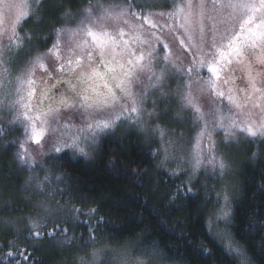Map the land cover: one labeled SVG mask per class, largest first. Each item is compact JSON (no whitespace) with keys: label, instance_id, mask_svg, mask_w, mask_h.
<instances>
[{"label":"trees","instance_id":"obj_1","mask_svg":"<svg viewBox=\"0 0 264 264\" xmlns=\"http://www.w3.org/2000/svg\"><path fill=\"white\" fill-rule=\"evenodd\" d=\"M87 4L89 0H59L49 11L47 3L41 14L49 23L33 31L31 60L51 46L53 27L65 24L67 10L78 11ZM37 35L49 37V42L41 43ZM247 37L248 33L242 47ZM0 126L4 129L0 136V264H83L98 248L128 244L137 245L140 252H152L158 246L168 264H239L207 223L223 185L204 184L206 169L194 180L184 173L170 177L161 172L156 179L150 177L157 161L156 137L135 126L124 131L119 123L113 134L100 137L87 158L51 153L29 167L18 159L19 155L29 159L21 127L16 124L12 131L5 124ZM182 182L192 193L183 194L188 189ZM236 185L232 235L254 264H264V139L259 146L249 147L239 163ZM178 187L183 193L174 200ZM42 203L50 210V218ZM92 209L95 212L90 216ZM92 216L107 221L100 225L105 242L85 246L88 228L96 224ZM61 218H71L70 223L59 225L67 233L48 237L53 221ZM36 232L43 238H32Z\"/></svg>","mask_w":264,"mask_h":264},{"label":"snow or ice","instance_id":"obj_2","mask_svg":"<svg viewBox=\"0 0 264 264\" xmlns=\"http://www.w3.org/2000/svg\"><path fill=\"white\" fill-rule=\"evenodd\" d=\"M9 11L13 4L8 2ZM39 3V0H37ZM212 8H217V0H211ZM22 7H27L25 3ZM150 6L139 4L136 0H127L126 5L114 4L109 7H104L98 0L95 5L92 0H89V6L82 11L81 19L78 21L75 28L53 27L50 34L52 38L51 46L47 51L39 52L33 60L32 67L26 70V78L21 80L16 77L18 85L15 93L10 91L7 85L11 81L0 79V110L7 109L8 111H15V120L21 121L25 124L24 133L41 149L45 144L51 143L52 149L55 153L64 152L65 156L75 157L81 156L87 158L91 151L99 145L100 137L113 134L120 121H126L130 124H135L141 113H144L149 118L157 116L156 100H151L153 111L148 112L143 107L147 102L148 92L142 91L139 94L132 91L134 82L138 79V74L149 69V66L156 61H164V68L176 69L183 78V102L184 106L193 109L196 113H200L199 120L203 121L204 132L209 133V143L211 147L208 152L209 163L213 168L220 170V175L223 174L226 168L223 158H217L214 150L216 147L225 148L229 143L235 142V130L239 129L241 132L247 133L251 137L264 138V81L257 78L253 74L251 66L248 67L247 81L243 87H239L236 92L233 88H227V93L220 87L219 82L223 81L224 85L234 82L233 78L238 69L236 65L243 64L247 53L241 45L237 44L240 39V33L234 29L225 28L223 32L213 23L206 31L205 9L207 7V0H199L197 7L200 9L198 15V24L196 30L199 33V41H194V34L189 32L186 25L191 24L192 2L185 5H176L175 12H169L167 15L174 18L177 14L180 15L184 23L179 25L181 36L177 37L179 44L185 51L189 59L188 66L179 68L169 57L172 55L169 45L163 41L160 36H156V40L163 47V52H158L155 46H149L148 51H141L139 54L130 47V42L124 37L130 35L125 32L123 28H115L109 31L103 26L102 22L106 19H117L123 17L125 14H130L137 20L143 21L140 27L143 28L144 23L150 25L151 28H157V22L153 19L155 15L165 16V13H153L148 10ZM220 7L227 9H238L241 11L243 23L240 25L241 32L247 31L248 37L245 44L251 48H260L264 51V16H257L256 13L264 12V0H258V5L255 3L243 2V0H227V3H221ZM93 8L96 11H93ZM187 9V12L185 11ZM27 13L21 11L16 20L11 25L12 35L10 40H19L16 34V25L20 23ZM68 15V13H65ZM231 17V13H229ZM215 21V17H211ZM42 22V21H41ZM255 23V29L251 27ZM3 20L0 19V24ZM245 25L249 27L245 28ZM167 25H160L163 30ZM77 34H82V41L76 43L74 46L67 49L66 55H61V39L67 36L69 39ZM152 35H155L153 33ZM90 38V39H88ZM31 39V38H30ZM37 40L43 44L49 42V37L37 35ZM136 39H139L137 36ZM145 43H147L145 41ZM79 50V51H78ZM53 56L56 60V65L51 71H48L44 64V57ZM120 57V59H117ZM4 60L3 50L0 49V63ZM87 61V65H85ZM256 62L264 65V56L257 57ZM97 65L93 67V65ZM45 68L48 72V79L53 83L50 86L43 88L40 95L36 96V88L34 85L37 81L33 79L35 67ZM101 66L103 71L100 70ZM202 70L206 71L207 75L202 74ZM9 70L4 69L7 73ZM71 72L74 78L64 79L63 74ZM56 73V75H53ZM78 73V74H77ZM3 76V73H0ZM155 77L156 81H161L165 77V72L162 70L159 74L153 72L149 79ZM63 84L64 90L61 92L58 101L55 97L50 95L51 90L58 85ZM195 85V87H194ZM27 87V103L24 102V97L13 99L14 95H19L21 87ZM152 87H157L153 84ZM162 91V88H158ZM208 90L220 100H227L229 105H232L242 116H244L243 124L237 123L233 117H227L228 123L225 124V117L221 115L219 108H214L211 112L212 122L215 127L224 129L226 135L219 145L211 139V131H215V127L209 131L208 121L204 119L203 114L197 104L194 103V94L197 91ZM119 93V95H118ZM238 93V94H237ZM255 95L256 100L252 102ZM36 98L37 103H33V98ZM47 102V103H46ZM162 103H167V97H161ZM251 104L252 108L259 109V115L254 118L251 111L245 113L244 108ZM35 109L36 114L31 115ZM62 110H68L74 113H79L81 117V125H75L69 121L61 123L59 114ZM103 114V118H100ZM95 117V118H94ZM4 134V129L0 128V136ZM199 147V141L197 142ZM56 159H63V157H53ZM18 159L22 165L31 166L32 161L25 159L23 155H19ZM202 158L199 152L196 153L195 164L193 169L199 168ZM138 176L139 173H136ZM184 187H187L188 192L183 193V188L177 189V194L173 199L179 198L180 194L184 195L192 193V188L186 183L182 182ZM42 191V186L37 185ZM82 199H87L83 197ZM41 208L49 213L50 210L43 205ZM73 211H76L73 209ZM95 212V209L90 210L89 215ZM223 218L228 216V210L221 209ZM96 220V224L88 228L87 239L84 240L85 246H92L103 243L104 232L100 225L106 224L102 217L92 216ZM71 218H61L53 221L54 228L47 232L48 237L55 239L57 235H65L67 229L61 228L59 225L70 223ZM87 223V222H85ZM37 221H33V228L36 227ZM94 228V231H93ZM100 236V239L96 237ZM32 238H43L41 233L36 232L32 234ZM153 255H162L159 252L158 246L152 250ZM237 254H239L237 250ZM95 256L96 254L93 253ZM27 259V257H25ZM139 264H144L140 261Z\"/></svg>","mask_w":264,"mask_h":264},{"label":"rangeland","instance_id":"obj_3","mask_svg":"<svg viewBox=\"0 0 264 264\" xmlns=\"http://www.w3.org/2000/svg\"><path fill=\"white\" fill-rule=\"evenodd\" d=\"M59 0H8L13 4L11 11H9L8 3L5 0H0V19L3 23L0 24V49L3 50L4 60L0 63V79L5 81H11L10 85L6 84V87L13 93L18 85L16 77H20L21 80L26 78V70L33 65L31 56L33 55V31H36L48 20L41 14V9L48 3L49 11H53L52 6L54 2ZM137 1V0H136ZM44 2V3H43ZM98 2L104 7H109L114 4H121V0H98ZM189 0H138L139 4L150 6L149 11L153 13H165V16L155 15L153 19L157 22V28L153 29L149 24L144 23L143 28L140 27L143 21L137 20L132 17L130 12L123 17L117 19H106L102 22L103 26L109 31L115 28H123L125 32L130 33L124 38L130 42V47L139 54L141 51H148L149 46H155L158 52H163V47L156 40V36H160L164 42L169 45L172 55L169 57L179 68L188 66L189 59L185 54L184 49L179 44L177 37L181 36L179 25L185 21L180 15H176L174 18H170L167 13L175 12L176 5H185ZM193 16L191 24L186 25L189 28V32L194 34V41H199V33L196 30L198 24V15L200 9L197 7L199 0H191ZM235 2V0H234ZM243 2L255 3L258 5V0H243ZM27 4V7L22 5ZM97 3V0L94 1ZM227 3V0H217V8H212L211 0H207V7L205 9L204 25L207 29L213 24L223 32L225 28L234 29L240 33V39L237 44L241 45V41L247 31L241 32L240 25L243 23V17L241 11L238 9H227L220 7V4ZM93 4V3H92ZM93 4V5H95ZM169 5V6H168ZM87 7L89 4L86 5ZM51 7V8H50ZM85 7H81L76 10H67L69 13L64 18L65 24L62 27L75 28L78 21L81 19L82 11ZM23 11L27 15L20 20V23L16 25V34L20 38L19 40H10L11 25L16 20L18 14ZM95 12L96 9L93 8ZM187 12V9L185 10ZM231 13V17L229 16ZM256 15L264 16V12H258ZM215 17V21L211 19ZM63 19V18H62ZM42 21V22H41ZM254 24V23H253ZM160 25H167L163 30ZM253 25H251L252 27ZM245 28L249 25H245ZM254 27V26H253ZM254 30H256L254 28ZM155 33V35H152ZM139 39H136V37ZM32 38V39H30ZM82 34L72 36L70 39L65 36L61 39V55L64 56L67 53L69 47L74 46L76 43L82 41ZM90 39V38H88ZM145 41L147 43H145ZM32 44V45H31ZM246 45V44H245ZM244 47L247 56L243 64L236 65L238 71L236 75L231 78L234 82L224 85L223 81H220V87L227 93V88H233L234 92L239 87H243L247 81L248 67L251 66L253 74L257 75V78L264 81V65H260L256 62L257 57L264 56V52H260V48ZM79 51V50H78ZM44 64L48 71L56 65V60L53 56L44 57ZM120 59V57H117ZM164 61L153 62L149 69L138 74V79L134 82L132 91L139 94L142 91L148 92L147 102L143 107L148 112L153 111V105L151 100H156V113L157 116L149 118L144 113H141L139 120L135 124H130L126 121H120L121 128L124 131H129L134 126L137 129L152 135L156 139L157 143V161L155 163V169L150 173V177L156 179L161 172L167 173L170 177L179 176L184 173L188 180H194L204 169V181L207 186L223 185L221 187L219 200L209 216L208 227L212 235L226 248V250L238 261L239 264H254L250 257L247 255L241 244H239L233 237L231 232V219L233 212V198L235 190L238 189L236 185V173L239 163L244 159L245 154L249 150V147L259 146V142L263 140L262 137H251L245 132H241L239 129L235 130L234 137H230L231 142L227 147H216L214 153L217 158H223L226 168L223 174L220 175L218 168L214 169L213 165L209 163L208 152L211 147L209 143V133L203 130V121L199 120L200 113H196L193 109L184 106L183 102V78L176 69L164 68ZM87 65V61H85ZM97 65H93L95 67ZM7 68L9 71L4 72ZM103 71V67L100 68ZM162 70L165 72V77L161 81H156L155 77L149 79V76L153 72L159 74ZM78 74V73H77ZM203 75H207L206 71L202 70ZM56 75V73H53ZM64 79L74 78V74L66 72L63 74ZM33 79L37 81L34 85L36 88V96L40 95L43 88L50 86L53 81L48 79V72L45 68L35 67ZM156 84L157 87H152ZM64 85H58L51 90L50 95L56 98L58 101L61 92L64 90ZM195 87V85H194ZM158 88H162V91H158ZM27 87H21L19 95H14L13 99H19L20 96L24 97V102L27 103ZM238 94V93H237ZM119 95V93H118ZM167 97L168 102L162 103L161 97ZM194 103L197 104L204 116V119L208 121V129L211 131L215 127L212 122L211 112L214 108H219L221 115L225 117L224 123H228L227 117H233L237 123L243 124L244 116H242L232 105H229L227 100L220 101L214 94L208 90L197 91L195 94ZM2 98V95H0ZM255 95L252 98V102H255ZM33 103L36 104L37 100L34 97ZM47 103V102H46ZM264 104V101H261ZM15 111H8L7 109L0 110V125L5 124L13 131L15 125L18 124L21 128V132H24L25 124L21 121L15 120ZM251 111L253 117L256 118L260 110L251 107L244 108V112ZM31 115H35L36 111L33 110ZM95 118V117H94ZM100 118H103L101 114ZM61 123L69 121L75 125H81V117L79 113H74L68 110H62L59 114ZM118 123V124H119ZM1 127V126H0ZM25 134V133H24ZM226 133L224 129L215 127V131H211V139L215 141L217 145L224 139ZM23 140V136L21 137ZM199 141V147L197 142ZM28 158L32 162H42L43 159L51 154L55 153L52 149L51 143L45 144V147L41 149L31 139L24 137L23 142ZM3 152V148H0V152ZM199 152L202 158V162L198 169L194 170L196 153ZM32 156V157H31ZM207 167V168H206ZM216 171V172H215ZM218 172V173H217ZM203 173V172H202ZM228 210V216L222 217L221 209ZM107 245L97 250L92 251L85 259L83 264H139L143 261L144 264H168L163 261L161 255H153L152 252H140L137 249V245L128 244V246ZM237 250L239 254H237ZM93 253L96 255L94 256Z\"/></svg>","mask_w":264,"mask_h":264}]
</instances>
